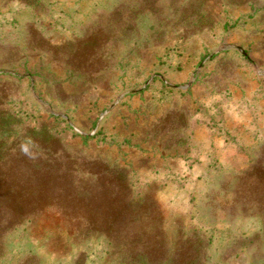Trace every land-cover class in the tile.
<instances>
[{
    "label": "rangeland",
    "instance_id": "rangeland-1",
    "mask_svg": "<svg viewBox=\"0 0 264 264\" xmlns=\"http://www.w3.org/2000/svg\"><path fill=\"white\" fill-rule=\"evenodd\" d=\"M2 121L0 264H264V0H0Z\"/></svg>",
    "mask_w": 264,
    "mask_h": 264
},
{
    "label": "trees",
    "instance_id": "trees-1",
    "mask_svg": "<svg viewBox=\"0 0 264 264\" xmlns=\"http://www.w3.org/2000/svg\"><path fill=\"white\" fill-rule=\"evenodd\" d=\"M2 122L3 123H0V135L1 136L7 135L8 137L10 135V129L8 130L7 128H5L3 125L4 121ZM1 145L2 144L0 143V147ZM50 153L52 155H56L57 151L50 150ZM5 165H6V162L2 160V154L0 153V169H2ZM5 182L6 181L4 180V177L0 174V212L1 211L6 212V210L9 207L7 206V204L14 203V201H16V204L14 203L15 204L14 209L11 210V212H13L12 218L16 221V223L22 224L25 221H32L33 217H35L37 213H39V211L36 212V210L34 209H26L23 207V205H24V202L28 200L31 201L33 197H31L27 193H22V195L18 196L16 192H11V190H9L8 188L6 190L4 186ZM3 193L4 194L6 193L8 195H3ZM15 196L17 197L15 198ZM168 251H169V255L167 256V260H165L163 264H201V260L198 256L189 261H186V260L177 261L176 257H174L175 256L174 251L170 253V250L167 248V252Z\"/></svg>",
    "mask_w": 264,
    "mask_h": 264
}]
</instances>
